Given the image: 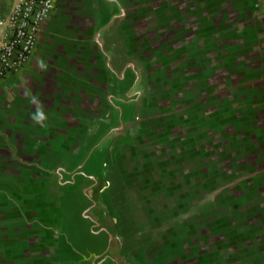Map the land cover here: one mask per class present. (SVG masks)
Wrapping results in <instances>:
<instances>
[{"label": "rangeland", "instance_id": "1", "mask_svg": "<svg viewBox=\"0 0 264 264\" xmlns=\"http://www.w3.org/2000/svg\"><path fill=\"white\" fill-rule=\"evenodd\" d=\"M120 1L139 17L136 73L122 96L139 141L123 153V173L100 151L88 168L111 182L103 193L111 207L101 209L116 218L121 237L134 234L135 218L149 241L137 243H146V253L122 243L127 256L115 258L121 264H264V43L252 52V40L243 41L244 49L237 41L225 48L212 32L195 41L192 17L174 31L171 20L183 18L191 0ZM220 63L227 68L215 72ZM9 163L0 160V167ZM67 237L65 225L61 246L73 251ZM35 242L26 239L23 264H65L48 249L35 255ZM19 257L10 249L6 263L18 264Z\"/></svg>", "mask_w": 264, "mask_h": 264}, {"label": "crops", "instance_id": "2", "mask_svg": "<svg viewBox=\"0 0 264 264\" xmlns=\"http://www.w3.org/2000/svg\"><path fill=\"white\" fill-rule=\"evenodd\" d=\"M15 1L0 0V10L9 13ZM54 2L27 64L0 79V160L11 162L0 167V261L8 264L10 249L22 260L28 238L39 242L35 255L48 249L61 263L121 264L115 257L127 256L122 243L146 247L137 243L149 238L138 233L135 218L134 234L121 237L116 218L101 209L111 207L103 194L111 182L88 167L97 152H106L123 173V153L137 148L122 96L136 73L138 13L120 0ZM182 9L185 16L171 20L174 31L192 17L195 41L212 32L225 48L237 41L244 49L243 41L252 40V52L264 43V0H191ZM225 68L220 63L215 72ZM38 107L40 122L33 119ZM65 225L73 251L61 246ZM107 252L115 260L99 258Z\"/></svg>", "mask_w": 264, "mask_h": 264}, {"label": "built area", "instance_id": "3", "mask_svg": "<svg viewBox=\"0 0 264 264\" xmlns=\"http://www.w3.org/2000/svg\"><path fill=\"white\" fill-rule=\"evenodd\" d=\"M54 8V0H16L9 13L0 10V79L24 68Z\"/></svg>", "mask_w": 264, "mask_h": 264}, {"label": "clouds", "instance_id": "4", "mask_svg": "<svg viewBox=\"0 0 264 264\" xmlns=\"http://www.w3.org/2000/svg\"><path fill=\"white\" fill-rule=\"evenodd\" d=\"M33 119L36 121V122H40L44 119V114L42 111H40L39 107L37 108V111L36 113L34 114L33 116Z\"/></svg>", "mask_w": 264, "mask_h": 264}]
</instances>
